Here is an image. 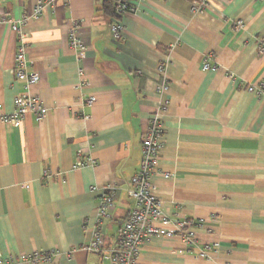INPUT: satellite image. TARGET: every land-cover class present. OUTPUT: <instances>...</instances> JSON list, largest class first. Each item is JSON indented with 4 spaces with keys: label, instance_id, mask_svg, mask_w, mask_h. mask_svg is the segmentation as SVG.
I'll use <instances>...</instances> for the list:
<instances>
[{
    "label": "crops",
    "instance_id": "obj_1",
    "mask_svg": "<svg viewBox=\"0 0 264 264\" xmlns=\"http://www.w3.org/2000/svg\"><path fill=\"white\" fill-rule=\"evenodd\" d=\"M194 1L142 0L117 17L102 0H55L19 32L0 23V114L25 92L14 75L20 34L26 68L38 75L30 93L45 109L42 121L0 120L2 257L54 250L50 264H109L84 250L98 197L114 187L107 250L132 208L126 191L142 136L164 104L160 173L151 178L162 217L138 264H264V0H206L200 12ZM34 4L0 0V17L17 21ZM71 21L82 52L69 46ZM258 85L259 97L247 90ZM177 221L191 222L192 245Z\"/></svg>",
    "mask_w": 264,
    "mask_h": 264
},
{
    "label": "built area",
    "instance_id": "obj_2",
    "mask_svg": "<svg viewBox=\"0 0 264 264\" xmlns=\"http://www.w3.org/2000/svg\"><path fill=\"white\" fill-rule=\"evenodd\" d=\"M142 0H124L118 2L115 6L114 13L117 17H123L137 12L134 2ZM55 0H35L31 13L17 21L0 17V23L9 25L10 29L19 32L28 18H37L41 16L47 7L51 6ZM206 6V0H195L192 3V11L200 12ZM242 22L238 21L236 27H241ZM111 31L114 37H121L123 26L113 24ZM20 44L17 47L14 57V75L17 80L24 81L25 92L15 97L14 111L10 115L0 114V120L10 124H15L24 119L27 114H33L38 121L45 117V109L42 106L38 96L32 95L30 89L38 82V75L35 72L28 71L26 68L25 45L23 44L24 35H19ZM69 46L75 52H82L84 45L79 37L78 23L71 21L69 29ZM204 69L210 68L207 62L203 65ZM215 68V67H213ZM162 72V67H159ZM263 85L256 87L249 86L247 90L254 93L257 97L263 93ZM165 82L156 85V91L164 93L167 91ZM88 101L87 103H89ZM164 110V104L159 106L156 112L150 117L148 126L142 136L141 141V163L138 171L131 177L130 186L127 189V196L132 200V208L127 217L121 223L114 245L105 250L103 247V221L111 217L115 200V189L112 185L105 186L98 197L95 219L92 229V239L84 246V250L89 253L100 254L109 264H138L139 250L142 244L151 236L158 233L154 223L162 217L161 201L153 194L154 185L151 178L158 175V162L160 151L163 146L162 134L163 125L161 114ZM47 172L45 173V176ZM164 177H170L168 173ZM191 224L190 221H177L176 230L181 233L182 240L186 246L195 242V234L186 226ZM57 251H35L30 254H17L2 257L0 254V264H40L52 263L53 259L58 256ZM196 257L204 258L205 254L200 252Z\"/></svg>",
    "mask_w": 264,
    "mask_h": 264
},
{
    "label": "trees",
    "instance_id": "obj_3",
    "mask_svg": "<svg viewBox=\"0 0 264 264\" xmlns=\"http://www.w3.org/2000/svg\"><path fill=\"white\" fill-rule=\"evenodd\" d=\"M122 1L124 0H102L103 11L109 16H114V9L116 4Z\"/></svg>",
    "mask_w": 264,
    "mask_h": 264
}]
</instances>
